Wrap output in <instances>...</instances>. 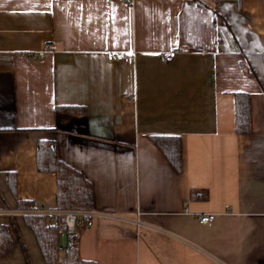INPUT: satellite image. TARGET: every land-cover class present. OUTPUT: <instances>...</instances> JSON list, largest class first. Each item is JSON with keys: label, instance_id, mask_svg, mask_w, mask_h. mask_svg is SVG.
Masks as SVG:
<instances>
[{"label": "crops", "instance_id": "obj_1", "mask_svg": "<svg viewBox=\"0 0 264 264\" xmlns=\"http://www.w3.org/2000/svg\"><path fill=\"white\" fill-rule=\"evenodd\" d=\"M236 92L249 95V134L234 132ZM155 136L180 139L179 172ZM40 141L105 213L78 234L80 258L264 264V0H0V210L55 207ZM0 224L15 238L0 264H45L22 216Z\"/></svg>", "mask_w": 264, "mask_h": 264}, {"label": "trees", "instance_id": "obj_2", "mask_svg": "<svg viewBox=\"0 0 264 264\" xmlns=\"http://www.w3.org/2000/svg\"><path fill=\"white\" fill-rule=\"evenodd\" d=\"M234 102V132L249 134L252 131L249 95L236 92ZM58 111L72 112L73 107H56ZM154 143L160 148L168 162L181 170V143L177 136H155ZM35 166L39 172H50L55 176V207L59 209L92 210L93 196L90 183L76 170L72 169L55 154L54 147L47 142H38L35 149ZM14 174L7 175L8 187L13 195L16 192ZM191 199L205 200L204 190L189 192ZM30 203L17 201L18 208H29ZM25 224L31 230L45 264H56L61 254L64 264H95L91 260L80 258L78 254V234H72L59 240L54 226L38 215H23ZM14 233L9 226L0 224V258L9 256L14 245Z\"/></svg>", "mask_w": 264, "mask_h": 264}, {"label": "built area", "instance_id": "obj_3", "mask_svg": "<svg viewBox=\"0 0 264 264\" xmlns=\"http://www.w3.org/2000/svg\"><path fill=\"white\" fill-rule=\"evenodd\" d=\"M171 52H165L162 55V60L168 62L171 59ZM36 55H40L37 53ZM34 54L30 57L36 56ZM134 59L132 52H114L107 53L106 60L109 62H119L132 64ZM0 214L7 216H23V215H38L45 218L48 224L55 227L57 234L61 238L63 235L70 237L72 234H79L86 228L92 225V221L97 216H103L105 213L94 210H79V209H59L56 207L46 208L37 202L31 203L29 208L20 209H1ZM215 215L209 213H200L196 215V220L200 224L210 225L214 220ZM56 264H64L63 256L60 254L57 257Z\"/></svg>", "mask_w": 264, "mask_h": 264}, {"label": "water", "instance_id": "obj_4", "mask_svg": "<svg viewBox=\"0 0 264 264\" xmlns=\"http://www.w3.org/2000/svg\"><path fill=\"white\" fill-rule=\"evenodd\" d=\"M59 240L61 241V240H65V235H63L61 238L59 237Z\"/></svg>", "mask_w": 264, "mask_h": 264}]
</instances>
